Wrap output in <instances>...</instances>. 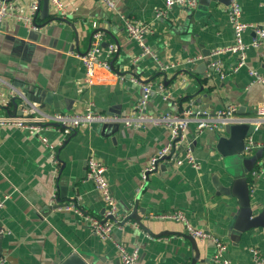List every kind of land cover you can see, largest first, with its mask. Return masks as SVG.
I'll use <instances>...</instances> for the list:
<instances>
[{
	"label": "crops",
	"instance_id": "1",
	"mask_svg": "<svg viewBox=\"0 0 264 264\" xmlns=\"http://www.w3.org/2000/svg\"><path fill=\"white\" fill-rule=\"evenodd\" d=\"M164 1L115 0L116 8L110 10L98 0H61L64 13L59 16L40 0L34 20L38 29L29 31L22 22L10 20L0 23V89L15 87L25 94L26 87L32 86L39 93L44 91L34 103L47 113L74 112L91 102L99 111L128 114L141 88L128 77L119 79L117 75L133 74L161 82L170 93L165 99L153 91L146 104L149 112H177L187 105L211 111L233 107L235 115L254 120L255 107L264 100V86L251 83L249 70L264 77V40L259 47H248L245 63L235 69L234 53L210 55L233 43L227 0H207L206 4L197 0L192 9L172 6L165 16L153 19L154 10ZM239 1L242 22L262 21L263 0ZM29 2L22 0L24 5ZM121 17L151 23L152 32L144 40L157 60L145 55L133 62L140 48L128 37ZM98 31L103 33L98 59L109 44L115 46L111 70L96 66L92 82L85 85L84 68L75 54L88 50ZM252 36L251 28L246 29L243 42L248 44ZM196 56L205 58L189 61ZM211 58L222 62L223 78L207 64ZM157 61L171 67L159 72ZM12 100L1 99L0 112L18 111L22 101ZM40 133L49 141L64 138L55 150L56 167L38 133L0 128V194L8 195L0 209V264H59L72 251L89 264H120L112 240L123 243L127 250L137 248L140 264H189L193 253L183 224L156 218L173 210L182 211L192 225L219 237L232 264H256L251 248L264 259V226L231 239L229 225L239 209L238 201L217 195L212 184V176L220 173L223 164L214 148L222 131L197 133L189 126L176 151L182 154L189 149L199 168L160 162L144 180L140 176L143 167L169 141L168 131L161 126L106 124L102 129V125L91 123L64 136L54 126ZM251 136L257 146L248 155L258 152L261 156L245 175L251 200L260 209L264 205V171L257 175L252 171L264 169V120ZM90 154L105 165L118 214L127 220L121 229L113 230L112 240H102L72 211L48 204L56 189L58 203L72 201L90 215L103 217L105 204L86 178ZM133 209L143 225L130 216ZM196 241V264H208L213 244Z\"/></svg>",
	"mask_w": 264,
	"mask_h": 264
},
{
	"label": "built area",
	"instance_id": "2",
	"mask_svg": "<svg viewBox=\"0 0 264 264\" xmlns=\"http://www.w3.org/2000/svg\"><path fill=\"white\" fill-rule=\"evenodd\" d=\"M40 0H30L26 5L22 0H0V23L5 21L22 22L26 28L36 30L37 24L34 22L35 15L38 11V3ZM51 11L55 15L61 16L64 13V6L61 0H47ZM110 10H115V0H98ZM227 15L233 30V43L224 49H217L210 53L211 56H217L222 52H232L237 56V64L235 69L245 63V51L248 47H259L264 40V18L258 24H249L242 22L240 19L241 6L239 0H227ZM197 5V0H165L163 5L154 10L153 19L163 17L167 14L172 6L186 7L192 9ZM24 7L27 11H24ZM261 7L264 12V0L261 2ZM123 19L125 31L130 39L135 41L140 48V53L134 57L133 62L140 57L148 55L157 60L155 53L145 43V36L152 32L151 23H139L134 19ZM251 28L253 36L248 44L242 40V33L246 29ZM102 31L95 32L92 35L93 44L84 53H76L75 55L81 61L84 68L83 84L87 85L92 82L94 69L100 66L104 69L111 70L110 60L115 52V46L109 44L105 48L102 59H98L100 53L99 42L102 39ZM210 56V57H211ZM205 57L196 56L190 58L189 61L204 60ZM215 70L221 78L224 77L222 71V62L218 58H211L207 63ZM170 64H162L157 61V69L159 72H166ZM251 83H259L264 86V77L256 70H249ZM119 79L128 77L129 81L140 85L141 95L135 102L132 112L128 114L104 112L97 110L91 102L82 106L81 109L74 112L63 113H47L41 110L38 104L29 101L25 94L18 88L11 87L6 90L0 89V101L20 99L22 104L18 112L13 114L8 112H0V128H18L20 130L38 133L40 143L49 150L51 163L53 166L58 165L56 159V149L62 145L64 138L61 137L56 141H49L47 137L42 135V130L48 129L51 126L61 130V134L68 135L74 130L81 129L88 124H110L123 127L141 128L144 124H152L165 128L169 133V141L159 148L151 157L148 165L144 166L141 171V179L144 180L148 173L155 170L160 162H170L176 165L187 164L194 169L199 168V163L189 149H186L182 154L176 151V148L184 142L187 129L192 126L197 133L202 131H222L227 123H238L248 120L235 115L233 107L211 111L209 109L200 108L194 105H187L177 112L152 113L146 110L147 101L153 91L163 94L166 99L169 96V91L165 89L161 82L153 83L148 80H143L133 74L117 75ZM252 119V118H251ZM253 120V119H252ZM264 120V100L258 102L255 107V128L261 121ZM257 146L251 134L246 137L244 149H252ZM86 178L90 179L95 190L98 192L105 204V210L102 218L90 215L84 209L76 205L72 201L58 203L57 193L54 189L48 199V204L54 209L70 210L79 215L88 225L91 232L95 233L102 240H112V232L115 228H122V224L127 222L124 217H120L117 211V203L110 192L109 183L106 177L105 165L97 160L92 154L87 157ZM258 171V172H257ZM264 169L252 171V174L257 175ZM8 198L6 194H0V209L3 207L5 200ZM156 218L168 219L181 222L188 235L198 240H207L213 244L214 250L208 264H232L226 256V244L211 233L200 227L192 225L184 213L180 210H173ZM0 232H2L0 230ZM118 252L120 264H140L139 251L137 248L127 250L126 246L112 240ZM253 260L256 264H264V259L259 255V251L251 248Z\"/></svg>",
	"mask_w": 264,
	"mask_h": 264
},
{
	"label": "water",
	"instance_id": "3",
	"mask_svg": "<svg viewBox=\"0 0 264 264\" xmlns=\"http://www.w3.org/2000/svg\"><path fill=\"white\" fill-rule=\"evenodd\" d=\"M44 5H48L47 0H43ZM200 3H207V0H199ZM112 62L110 61V65ZM25 96L29 101H38V96H42L44 91L26 87ZM14 101V99L12 100ZM47 101V99H45ZM42 108V106H40ZM18 112V111H15ZM118 127V125H114ZM106 124L102 125V129ZM255 130V122L252 119L238 123H227L224 125L222 134L217 135L214 148L223 159L222 169L220 173L212 176V184L216 189L217 195L233 196L237 199L239 209L229 225L230 238L235 240L239 238V233L264 226V205L259 209L251 200L250 187L245 172L253 168L255 162L260 158L258 152L251 153L252 149H244L246 137ZM64 191V189H63ZM64 193H62V197ZM138 224L143 225L136 210L133 209L131 215ZM166 234L165 232H163ZM190 249L193 255L189 264H196L199 258V249L195 238L188 236ZM59 264H89L77 252L69 253Z\"/></svg>",
	"mask_w": 264,
	"mask_h": 264
}]
</instances>
